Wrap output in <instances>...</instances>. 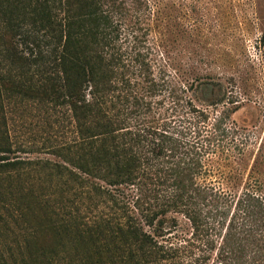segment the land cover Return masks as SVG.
<instances>
[{
  "label": "trees",
  "instance_id": "obj_1",
  "mask_svg": "<svg viewBox=\"0 0 264 264\" xmlns=\"http://www.w3.org/2000/svg\"><path fill=\"white\" fill-rule=\"evenodd\" d=\"M116 1L16 0L34 4L49 21L48 4L64 9L59 27L48 28L57 42L51 62L29 63L34 56L18 49L9 23L0 35V57L11 70L26 76L33 67L41 75L34 84L0 70V111L9 93L65 107L75 134L53 148L61 163L12 159L8 138L0 139V179L46 173L72 196L67 203L38 200L24 186L58 218L42 213L40 223L23 218L26 206L4 201L1 208L14 210L28 241L0 247V264H264V182L253 176L260 173L262 151L244 181L239 165L247 137L229 119L236 107L210 118L190 96H176L172 79L154 74L148 54L133 41L124 46L130 33ZM189 90L206 106L227 102L219 84ZM78 201L107 214L85 222ZM7 218L0 212V234L10 231Z\"/></svg>",
  "mask_w": 264,
  "mask_h": 264
},
{
  "label": "rangeland",
  "instance_id": "obj_2",
  "mask_svg": "<svg viewBox=\"0 0 264 264\" xmlns=\"http://www.w3.org/2000/svg\"><path fill=\"white\" fill-rule=\"evenodd\" d=\"M114 5L121 12L124 26L130 33L124 46L129 47L133 41L137 50L148 54L152 71L154 74L164 72L168 79H172L176 96H190L195 108L206 110L210 118L236 107L229 119L247 137L244 163L241 161L239 165L243 170L240 178L245 181L258 150L264 155V0H117ZM33 6L16 0H0V35L12 25L16 30L14 40L18 49L29 58L34 56L29 63L32 64L34 59L40 64V57L51 62L49 57H53L57 42L53 31L48 28L59 27L64 9L59 4H48L51 8L49 21L42 17L46 12L37 14ZM43 24H48L47 29L41 28ZM30 34L38 46L28 38ZM39 53L42 55L37 58ZM11 69L8 60L0 57V70L5 74L12 72L16 80L21 77L26 81L28 77L32 80L29 83L40 82L41 75L36 68L28 69L27 77L19 69ZM198 83L221 85L227 92L226 104L206 106L197 93L193 95L189 90L191 84ZM184 87L187 91L181 94ZM228 100L234 101L233 104ZM1 101L0 139L8 138L12 150L9 157L61 163L52 153L53 148L70 143L75 137L68 109L45 101L22 99L11 93ZM259 163L260 173L257 166V173L253 176L264 182V159ZM29 176L28 179V175L11 174L0 179V212L8 216L7 222H11L10 231L0 234V247L28 241V233L18 225L20 221L14 210H8L6 206L1 208L4 201L13 206H26L28 213L23 218L29 220L30 216L34 223H40L42 213L58 218L45 211L43 204H37L35 197L46 200L45 196H51L52 200L56 198L66 203V196L72 197L67 185L56 177H49L46 173H30ZM24 186L30 187L35 197L33 192L29 195ZM84 204L77 202L79 215L85 222L99 213L107 214L106 208L87 209ZM50 222L47 218V223ZM32 264L39 263L34 261Z\"/></svg>",
  "mask_w": 264,
  "mask_h": 264
}]
</instances>
